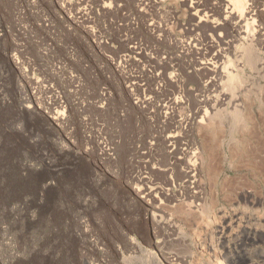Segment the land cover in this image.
<instances>
[{"label":"rangeland","instance_id":"374dc122","mask_svg":"<svg viewBox=\"0 0 264 264\" xmlns=\"http://www.w3.org/2000/svg\"><path fill=\"white\" fill-rule=\"evenodd\" d=\"M244 10L0 0V264H264V0Z\"/></svg>","mask_w":264,"mask_h":264},{"label":"bare ground","instance_id":"6f19581e","mask_svg":"<svg viewBox=\"0 0 264 264\" xmlns=\"http://www.w3.org/2000/svg\"><path fill=\"white\" fill-rule=\"evenodd\" d=\"M228 2H230V3H232L233 5H234V9H237L238 11H240V12H244L245 10V3H246V1L247 0H227ZM193 7V10L196 12V13H200L202 10H203V8H202V6L200 5V4H195V5H192ZM254 11V10H253ZM253 14V13H252ZM251 13H249V15H250V17L249 18H252V15ZM196 15V14H195ZM170 20L171 19H169V20H167V21H165L163 24H155V23H152V29H154L156 32H158L159 34H163L164 32H166V30H167V27H168V25L170 24ZM247 31V30H246ZM201 44L198 42V40L196 39V38H194V37H191L190 38V40L187 42V45H186V49H187V51H192L193 49H197V52L198 51H200V49H201V46H200ZM207 52H204L203 53V56H208L207 54H206ZM211 57V56H210ZM206 58V57H205ZM204 58V59H205ZM221 57L219 56V54L217 53H214V55L210 58V59H208V57H207V59H205L206 61H202V63L204 64L203 65V67L205 68V69H208V68H206V67H209V65H211V64H213V62L212 61H214V62H217V60H219ZM214 66V65H213ZM165 106L167 107V108H169L170 106H171V108L173 109V97H169V98H167L166 100H165ZM207 115V114H206ZM165 137H166V139L169 141V143L172 145V153H173V155H174V158H173V162H172V164L174 165V166H177L178 164H186L187 162H183V157H180V156H176L177 154H179V152L176 150V142H177V134L176 133H173V130H170L169 131V129L167 130V133L165 134ZM110 149V148H109ZM182 154H184L183 152H182ZM189 165H186V169H185V174H186V176H189V177H191V176H193V174L195 173L194 171H195V169L192 167V165H191V163H188ZM241 219H239V217L238 218H234L232 221L230 220L229 221V224H227V226L229 227L230 226V224H235V223H237L238 224V222L240 221ZM239 223H241V222H239ZM246 225V224H245ZM247 227V226H246ZM246 230V229H245ZM247 231H245V233H246ZM249 232V231H248ZM252 233V232H251ZM246 237V236H245ZM255 237V236H254ZM248 238V237H247ZM257 238V237H256ZM247 240V239H246ZM260 240V238H258V239H254V241H259ZM250 241V240H249ZM250 263V262H249ZM251 264H252V262H251Z\"/></svg>","mask_w":264,"mask_h":264}]
</instances>
